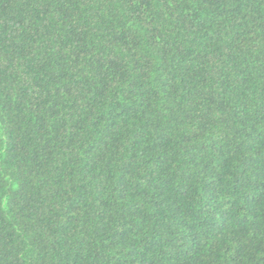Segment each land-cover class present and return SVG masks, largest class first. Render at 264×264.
<instances>
[{"label": "trees", "instance_id": "trees-1", "mask_svg": "<svg viewBox=\"0 0 264 264\" xmlns=\"http://www.w3.org/2000/svg\"><path fill=\"white\" fill-rule=\"evenodd\" d=\"M0 264H264V0H0Z\"/></svg>", "mask_w": 264, "mask_h": 264}]
</instances>
